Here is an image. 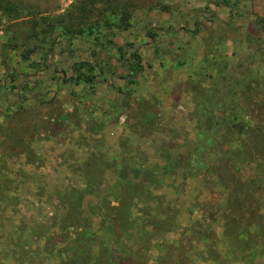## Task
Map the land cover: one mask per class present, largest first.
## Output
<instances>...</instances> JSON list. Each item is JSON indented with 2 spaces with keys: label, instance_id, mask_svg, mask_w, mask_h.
<instances>
[{
  "label": "rangeland",
  "instance_id": "obj_1",
  "mask_svg": "<svg viewBox=\"0 0 264 264\" xmlns=\"http://www.w3.org/2000/svg\"><path fill=\"white\" fill-rule=\"evenodd\" d=\"M0 264H264V0H0Z\"/></svg>",
  "mask_w": 264,
  "mask_h": 264
},
{
  "label": "trees",
  "instance_id": "obj_2",
  "mask_svg": "<svg viewBox=\"0 0 264 264\" xmlns=\"http://www.w3.org/2000/svg\"><path fill=\"white\" fill-rule=\"evenodd\" d=\"M147 35L150 39H152L154 37V34L150 33V32H147ZM133 58H134V69L136 71H139L140 70V67L138 66V60H139V57L136 53L133 54ZM29 68H33V69H37L39 67V64L37 63H29L28 64ZM84 81H92V77H84L83 78ZM248 230L246 228H243V227H240L239 230H237L236 232V237H237V240H236V244H235V249H236V253L239 254V255H243L242 253H244V255H248V256H252L254 255L253 251H252V247L251 245L249 244V239H248ZM245 242H247L245 244ZM245 244V246H244Z\"/></svg>",
  "mask_w": 264,
  "mask_h": 264
}]
</instances>
